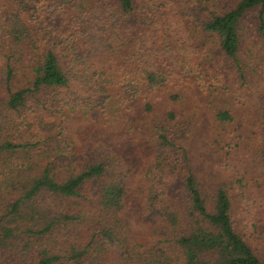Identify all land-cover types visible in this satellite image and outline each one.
Segmentation results:
<instances>
[{"label": "trees", "instance_id": "16d2710c", "mask_svg": "<svg viewBox=\"0 0 264 264\" xmlns=\"http://www.w3.org/2000/svg\"><path fill=\"white\" fill-rule=\"evenodd\" d=\"M11 3L10 13L2 17L0 12V95L3 96L0 97V156L3 152L12 155L36 145L1 137L8 129L7 124L13 122L9 114L22 117L28 99L52 117L63 110L100 104L108 96L105 90L116 87L123 98L122 94L128 99L143 98V110L149 113L153 106L147 101V94L190 71L187 56L194 52L192 49L175 43L172 47H149L156 36L153 30L159 28L154 20L159 10L157 0H11ZM249 9L256 10L258 30L264 31V0H237L232 7L212 13L202 23L203 33L215 38L222 55L235 58L239 47L237 25ZM23 11L29 21L21 16ZM165 24L170 28L174 25L171 20ZM181 41L189 42L183 35ZM20 49L35 57L41 50L40 58L27 72L31 74L29 85L15 88L16 66L22 60ZM253 94V98L259 95L264 98V85L255 88ZM165 113L161 122L155 121L151 126L150 161L143 170L123 162L113 164L111 158L109 163L96 161L65 179L56 180L52 166L48 165L61 162L62 149L58 146L57 150L51 148L47 152L49 163L36 173L28 172L32 163L27 153L15 156L21 162L9 169L8 176L0 178V250L5 251L10 239L17 238L19 233L39 236L53 231L55 223L68 226L78 220L77 215L61 213L64 207L61 205L60 214L49 211L44 214L33 202L40 191L53 194L61 202L81 196L80 189L93 182L91 201L109 224L102 230L110 237L109 242L117 238L115 234H122L114 227L119 222L126 223L132 209L138 210L137 214L146 220H156L167 242L168 250L149 247L144 253L134 251V247H141L140 243H132L123 252L119 251L120 258L114 264H264V259H259L234 229L226 191L222 187L215 190L210 209L204 203L199 181L185 157L189 122L170 109ZM215 118L225 123L232 120V115L228 110H219ZM258 129L264 131L261 126ZM259 155L264 161V145ZM4 164L0 159V166ZM91 247L90 240L82 248L73 245L63 257L54 249L43 248L35 264L110 263L98 249L92 255ZM171 247L173 252L168 255Z\"/></svg>", "mask_w": 264, "mask_h": 264}, {"label": "rangeland", "instance_id": "374dc122", "mask_svg": "<svg viewBox=\"0 0 264 264\" xmlns=\"http://www.w3.org/2000/svg\"><path fill=\"white\" fill-rule=\"evenodd\" d=\"M236 1L157 0L159 10L154 20L159 28L153 30L156 36L149 47H172L175 43L178 47L192 49L194 52L187 56L190 71L147 94V101L153 106L149 113L143 110V98L128 99L122 94L123 98L116 87L105 90L108 96L100 104L63 110L52 117L28 99L22 117L9 114L13 122L7 124L8 129L1 137L20 143L31 141L36 145L12 155L1 153L0 159L5 164L0 166L3 172L0 178L8 176L9 169L21 162L14 159L15 156L25 153L32 163L28 172L36 173L49 163L47 152L58 147L62 149L61 162L48 165L52 166L56 180L65 179L96 161L109 163L111 158L115 159L113 164L123 162L128 167L143 170L150 161L151 126L155 121L161 122L170 109L189 122L185 157L199 181L204 203L210 209L212 195L222 187L230 202L234 229L254 254L264 259V161L259 155L264 145V131L258 129L261 126L264 130V108H261L264 98L260 95L253 98V90L264 85V31L258 30L256 10L246 11L237 25L238 52L235 58H229L217 50L215 38L205 35L201 29L212 13H221ZM11 4V0H0L2 17L12 11ZM25 15L23 11L21 16L29 21ZM170 20L174 24L171 28L165 24ZM181 35L189 42L181 41ZM40 50L36 57L19 50L22 60L21 65L16 66L15 88L29 85L31 74L27 72L40 58ZM219 110H228L232 120L217 122L215 117ZM91 183L80 189L81 196L61 202L55 200L53 194L40 191L33 202L44 214L48 211L60 214V207L64 206L61 213L77 215L78 220L68 226L55 223L53 231L39 236L19 233L17 238L10 239L11 244L5 251L0 250V264H35L43 248L54 249L63 257L71 246L82 248L89 240L92 255L99 250L109 264H114L120 258L119 251L123 252V248L132 243L141 244L134 247V251L140 253L147 252L149 247L168 250L158 222L140 217L135 209L130 210L131 217L126 223H117L114 230L122 234H115L117 238L109 242L110 237L102 232L109 224L91 201L94 192ZM171 249L168 255L173 252Z\"/></svg>", "mask_w": 264, "mask_h": 264}]
</instances>
